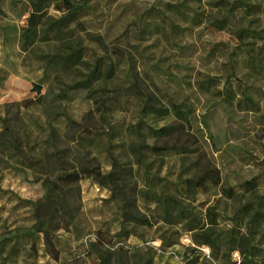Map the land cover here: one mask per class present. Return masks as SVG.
I'll use <instances>...</instances> for the list:
<instances>
[{"label": "rangeland", "instance_id": "1", "mask_svg": "<svg viewBox=\"0 0 264 264\" xmlns=\"http://www.w3.org/2000/svg\"><path fill=\"white\" fill-rule=\"evenodd\" d=\"M32 1L0 0V264H264V0Z\"/></svg>", "mask_w": 264, "mask_h": 264}, {"label": "trees", "instance_id": "2", "mask_svg": "<svg viewBox=\"0 0 264 264\" xmlns=\"http://www.w3.org/2000/svg\"><path fill=\"white\" fill-rule=\"evenodd\" d=\"M43 1L44 0H33L32 1V5H33L35 11H38V9L42 5ZM63 1H64V9L67 12V14H66L65 18L62 20V22H67V23H72L73 22V16L76 15L77 11L79 9L85 7L89 3V0H63ZM35 19H36L35 14L32 12V14L30 15V17L28 19V22H29L28 32H29V34L30 33L35 34V28L37 25L35 22ZM72 57H74V56H72ZM167 150H170V149L167 148ZM96 176L99 177L100 179L105 178V177H102V175L99 172L96 173ZM112 176H113V174L109 175V178H111ZM60 180L63 182H68V183H75V182H79L81 180V177L77 174H71V175H66L64 177H61ZM54 200H55L54 190L51 188L48 190V193L45 196V198L42 201H40L38 204H35V206L37 207V211L40 212L39 205L45 204V206H46V205L52 204L54 202ZM41 222L42 221H40V224L42 225ZM67 224H69V223H67ZM68 226L65 228H68Z\"/></svg>", "mask_w": 264, "mask_h": 264}, {"label": "water", "instance_id": "3", "mask_svg": "<svg viewBox=\"0 0 264 264\" xmlns=\"http://www.w3.org/2000/svg\"><path fill=\"white\" fill-rule=\"evenodd\" d=\"M35 89L39 91L40 90V87L39 86H35Z\"/></svg>", "mask_w": 264, "mask_h": 264}]
</instances>
